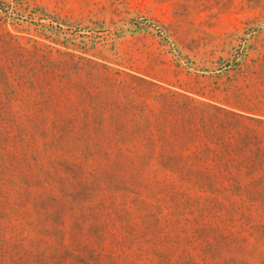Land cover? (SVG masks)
<instances>
[{"label": "trees", "instance_id": "trees-1", "mask_svg": "<svg viewBox=\"0 0 264 264\" xmlns=\"http://www.w3.org/2000/svg\"><path fill=\"white\" fill-rule=\"evenodd\" d=\"M105 81L75 88L83 111L44 121L43 137L51 129L55 144L73 140L67 152L76 161L64 164L71 197L83 205L73 229L63 204L49 214L44 233L53 244L42 264H264V119L251 98L200 101L167 91L153 104L127 105L101 100L112 86ZM66 84L42 79L45 104L66 97ZM39 85L19 67L0 66L5 144L25 125L13 100L18 88Z\"/></svg>", "mask_w": 264, "mask_h": 264}, {"label": "rangeland", "instance_id": "rangeland-1", "mask_svg": "<svg viewBox=\"0 0 264 264\" xmlns=\"http://www.w3.org/2000/svg\"><path fill=\"white\" fill-rule=\"evenodd\" d=\"M0 66L40 83L18 88L13 100L25 125L13 127L10 144L0 140V264H42L53 244L44 233L49 214L63 204L73 229L83 205L71 197L64 164L76 161L67 152L73 140L55 144L51 129L43 137L46 118L83 111L75 88L103 76L112 86L101 100L153 104L167 91L200 101L242 96L264 119V0H0ZM45 78L63 79L66 97L45 104Z\"/></svg>", "mask_w": 264, "mask_h": 264}]
</instances>
